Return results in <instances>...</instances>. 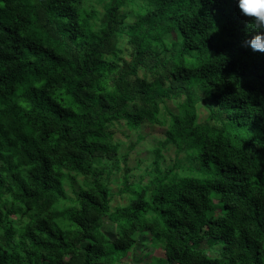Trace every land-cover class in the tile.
<instances>
[{
  "label": "trees",
  "instance_id": "trees-1",
  "mask_svg": "<svg viewBox=\"0 0 264 264\" xmlns=\"http://www.w3.org/2000/svg\"><path fill=\"white\" fill-rule=\"evenodd\" d=\"M89 1L0 0V264H120L140 233L160 250L147 264H264V52L241 43L251 18L236 0H143L132 16L134 0L103 13ZM179 98L150 179L130 183L127 167L128 202L112 208V127L163 124ZM169 144L194 163L163 169Z\"/></svg>",
  "mask_w": 264,
  "mask_h": 264
},
{
  "label": "rangeland",
  "instance_id": "rangeland-1",
  "mask_svg": "<svg viewBox=\"0 0 264 264\" xmlns=\"http://www.w3.org/2000/svg\"><path fill=\"white\" fill-rule=\"evenodd\" d=\"M110 0H91L87 3V7L90 8L92 5L98 9L100 13L104 12V6ZM134 3L130 5H125L123 11L129 12L131 16L133 15V8H136L137 4H141L143 0H134ZM129 21V19H127ZM172 38L177 39V34L172 33ZM122 49L121 55L125 59H130L132 46L128 43L125 37H122L121 44H119ZM142 74V71L140 72ZM183 98L179 99H169L167 100L166 106L162 105V114L166 118V122L163 124H153L149 122H144L137 129H130L124 121L116 122L112 127L114 132V138L119 142V150L117 157L119 158L121 170H115L109 179V184L112 191V208L120 205H124L128 202V194L121 192L123 188V178L125 174V169L129 168L130 183L138 182L142 179L143 183H146L150 177V167L154 158L156 157V147L159 146L160 141L165 137V132L169 125V120L171 116L168 110L172 112H178L180 108V102ZM209 110L203 104L198 107L199 119L203 121L208 116ZM178 147L176 144H169L165 148H161L162 159L161 166L163 169L171 167L177 160L181 163L188 165L194 163L188 157L185 150H180L177 154ZM179 157V159L177 158ZM186 169V168H185ZM184 168L177 167V172L180 175L184 174ZM74 175V174H73ZM208 175L210 173L208 172ZM75 176V175H74ZM83 180V176H75L74 179L65 182V187L71 197H75L74 189H78ZM219 210V209H218ZM14 220L16 216H13ZM103 229L108 233L111 238L116 237L115 224L108 218L104 219ZM138 243L134 249L126 256L120 264H147L151 260V254L154 252L158 254L160 252L159 248H155L151 243V238L149 234L140 233L138 236ZM201 246L205 248L209 254L215 256L217 255V247L214 245L212 247L206 241L201 243Z\"/></svg>",
  "mask_w": 264,
  "mask_h": 264
},
{
  "label": "clouds",
  "instance_id": "clouds-1",
  "mask_svg": "<svg viewBox=\"0 0 264 264\" xmlns=\"http://www.w3.org/2000/svg\"><path fill=\"white\" fill-rule=\"evenodd\" d=\"M238 8L250 19L246 34L241 43L253 51L264 52V0H236Z\"/></svg>",
  "mask_w": 264,
  "mask_h": 264
}]
</instances>
